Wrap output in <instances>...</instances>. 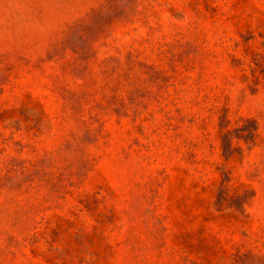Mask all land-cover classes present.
Returning <instances> with one entry per match:
<instances>
[{"label":"rangeland","instance_id":"rangeland-1","mask_svg":"<svg viewBox=\"0 0 264 264\" xmlns=\"http://www.w3.org/2000/svg\"><path fill=\"white\" fill-rule=\"evenodd\" d=\"M0 264H264V0H0Z\"/></svg>","mask_w":264,"mask_h":264}]
</instances>
